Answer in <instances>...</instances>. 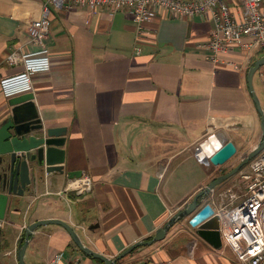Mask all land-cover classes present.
I'll use <instances>...</instances> for the list:
<instances>
[{"label": "crops", "instance_id": "0c3cea01", "mask_svg": "<svg viewBox=\"0 0 264 264\" xmlns=\"http://www.w3.org/2000/svg\"><path fill=\"white\" fill-rule=\"evenodd\" d=\"M44 3L0 0V122L10 98L1 81L25 70L9 57L41 48L31 41L28 27L43 16ZM51 17L45 43L52 68L34 74L31 91L43 122L67 128L68 170L91 178L93 187L85 193L65 191L72 178L50 175L47 185L19 198V209L13 207L0 228V240H10L8 250L16 252L30 223L58 218L73 224L86 245L117 259L135 242L151 240L219 176L221 166H208L196 156L201 139L221 133L236 144L240 156L259 143L261 116L248 72L264 49L236 46L214 61L202 46L215 28L210 15L175 18L164 10L140 37L126 10L53 7ZM257 73L262 76L264 66ZM248 130L254 139L242 133ZM228 186L226 181L221 189ZM212 194L201 206L211 199L215 207L222 204ZM162 241L141 245L115 264H179L183 244L157 246L169 243ZM197 245L189 243L193 264H243L225 243L221 249L209 243L205 256ZM69 249L88 264H105L79 250L57 224L35 233L28 263L38 264L37 251H46L41 263L46 264ZM0 261L18 264L16 253L1 254Z\"/></svg>", "mask_w": 264, "mask_h": 264}, {"label": "water", "instance_id": "95a60500", "mask_svg": "<svg viewBox=\"0 0 264 264\" xmlns=\"http://www.w3.org/2000/svg\"><path fill=\"white\" fill-rule=\"evenodd\" d=\"M263 66L264 56L259 58L248 72L249 89L261 116V140L241 157L233 169L217 176L200 190L187 207L177 211L165 226L156 231L151 240L135 242L114 259L86 245L70 222L58 218L40 219L30 223L19 239L18 264H29L27 252L35 233L51 224L63 226L82 252L102 260L105 264H115L141 245H151L164 240L172 227L185 218H189V224L196 230L198 236L214 248L221 249L224 246L221 232L222 217L216 213L212 203L201 206L202 200L264 150V108L254 83L255 74ZM34 98L31 90L12 95L8 100L6 115L0 122V218L5 221L13 207L15 210L19 209L17 206L20 203L19 198L32 195L39 186L47 185L50 175L67 174L72 179L82 175L80 171H69L67 168V152L64 148L67 128L47 126L39 116ZM237 153L236 144L221 133L209 135L196 150L199 162L208 166L224 165ZM9 244L11 245V241Z\"/></svg>", "mask_w": 264, "mask_h": 264}, {"label": "built area", "instance_id": "2783aa9c", "mask_svg": "<svg viewBox=\"0 0 264 264\" xmlns=\"http://www.w3.org/2000/svg\"><path fill=\"white\" fill-rule=\"evenodd\" d=\"M83 6L92 11L109 8L112 12H131L138 24L139 37L145 35L147 24L164 10L175 18L210 15L215 28L211 38L202 46L210 50V58L214 61H219L221 54L236 46L246 50L264 49V0H45L43 16L28 27L31 41L41 48L10 55L9 61L13 64L23 63L25 70L1 81L6 96L32 90L34 74L52 68L50 49L45 41L51 33L53 7ZM137 52L140 53L141 48H137ZM244 179L248 181V191L242 203L213 206L222 217L223 241L232 248L238 259L243 264H264V150L252 160ZM71 181L65 191L76 189L79 193H85L92 190V180L88 176ZM4 225L5 220L0 218V228ZM46 264L88 263L80 257L66 258L65 252H57ZM159 264L173 262L166 260Z\"/></svg>", "mask_w": 264, "mask_h": 264}, {"label": "rangeland", "instance_id": "374dc122", "mask_svg": "<svg viewBox=\"0 0 264 264\" xmlns=\"http://www.w3.org/2000/svg\"><path fill=\"white\" fill-rule=\"evenodd\" d=\"M262 68V67H261ZM256 84L255 86L257 87V93L262 101L263 108H264V74L260 76L259 73H257L255 77ZM248 139H254V131L248 130L245 132H242ZM207 137L201 139L200 141L202 142L205 140ZM239 149H241L239 147ZM238 152L234 157H232L227 163L224 165H221V170L218 172L217 175L224 174L231 169L235 167V165L239 162L242 156ZM256 158V157H255ZM253 158L252 160H254ZM252 160L245 165L237 174H235L231 179L227 180L229 181V186L225 187L224 189H221V185L217 186L215 189L214 193L215 196L213 199H219V202L222 204H229V205H238L244 201L246 198V193L248 191V181L244 179V174L249 171L250 165ZM235 162V165L233 168H230L231 165ZM226 183V181L224 182ZM213 193V192H212ZM211 193V194H212ZM213 193V194H214ZM211 194L209 196L211 197ZM212 194V196H213ZM207 198V197H206ZM205 198V200H206ZM209 203H213V200L211 199ZM186 207V206H185ZM183 209V207H182ZM171 232V237L169 238L170 240L164 239L162 242H169L166 243L165 246L160 243V245L157 246H163V247H170V243L172 242L175 245L183 246L182 254L181 257H179V264H188L191 263V259L193 258L190 249H189V243H198V253L200 254L202 252V255L205 256L207 253L206 251H210L209 249V243L204 240L202 237L198 236L196 234V230L192 228V226L189 224V218H185L181 221H179L177 224H175L172 229L170 230ZM186 242V243H185ZM197 246L195 248V251L197 249ZM44 250V249H43ZM46 250V249H45ZM80 250V249H79ZM16 255H17V249H16ZM37 262L38 264H41L44 257L46 256V251H37ZM66 258L72 257L76 258V255H74L72 250H67L65 252ZM208 258V257H207ZM186 262V263H185ZM193 264V263H191Z\"/></svg>", "mask_w": 264, "mask_h": 264}, {"label": "flooded vegetation", "instance_id": "af4514ba", "mask_svg": "<svg viewBox=\"0 0 264 264\" xmlns=\"http://www.w3.org/2000/svg\"><path fill=\"white\" fill-rule=\"evenodd\" d=\"M9 241L10 240H8V239L0 240V255L2 254V256H4V257L5 256L8 257L9 255L15 253L13 251L8 250V248L10 246ZM0 264H3V263L0 261Z\"/></svg>", "mask_w": 264, "mask_h": 264}]
</instances>
